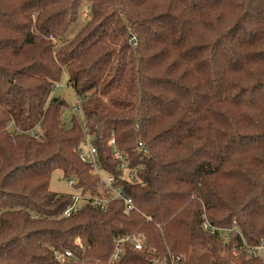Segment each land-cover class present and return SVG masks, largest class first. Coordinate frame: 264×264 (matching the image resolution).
I'll return each mask as SVG.
<instances>
[{"label": "trees", "instance_id": "1", "mask_svg": "<svg viewBox=\"0 0 264 264\" xmlns=\"http://www.w3.org/2000/svg\"><path fill=\"white\" fill-rule=\"evenodd\" d=\"M88 142L107 173L127 155L131 211L96 203ZM57 169L89 196L71 216ZM134 232L122 264H264L246 246L264 239V0H0V264H105Z\"/></svg>", "mask_w": 264, "mask_h": 264}, {"label": "built area", "instance_id": "2", "mask_svg": "<svg viewBox=\"0 0 264 264\" xmlns=\"http://www.w3.org/2000/svg\"><path fill=\"white\" fill-rule=\"evenodd\" d=\"M84 18H88V13H84ZM76 108H80L77 105ZM115 140L111 139L109 144H114ZM114 159L119 164V172L117 174L108 173L106 178L101 176L102 172H105L100 169L99 166V157L96 147L91 143H86V146L80 150V158L82 161L91 165L93 169V174H98L100 176L101 187H102V195L96 196L95 201L100 205L102 209H106L109 201L113 199H123L125 202V210L131 211L134 208V201L131 197L127 196L123 187L120 185H116L117 181L120 178L126 177L128 179L134 178V170L130 167V161L126 154L123 152L114 151L113 155ZM122 171L123 174L120 172ZM107 173V172H106ZM69 184L74 187V180L71 178L68 180ZM73 194L72 202L65 208L63 211V216H71L72 214L78 212L82 207L83 202L89 197L87 195L81 194L80 190ZM203 226L212 234L219 235L223 240L229 241L230 232L232 228L219 227L215 226L208 221L203 222ZM144 235L139 232L134 233H125L116 239L113 252L109 258V260L105 264H122V257L124 255L125 250L130 246L133 250H141L144 247ZM80 244V241H76ZM246 244L245 241H243ZM248 251L252 254L253 257H260L264 252V239L261 240L256 245H246ZM56 261L61 264L64 261L71 259L72 252L70 250H65L63 252L55 251L54 252Z\"/></svg>", "mask_w": 264, "mask_h": 264}, {"label": "rangeland", "instance_id": "3", "mask_svg": "<svg viewBox=\"0 0 264 264\" xmlns=\"http://www.w3.org/2000/svg\"><path fill=\"white\" fill-rule=\"evenodd\" d=\"M81 22L82 21H78L76 24L72 25L70 29L76 30ZM53 94L63 99L67 104L63 112V122L66 127L71 126L73 116H76L78 120H82V111L80 108H76L78 103L80 105V102L78 101L75 91L69 85L67 71L64 70L62 73L60 81L55 85ZM101 176L106 178L108 173L102 172ZM68 180L69 179L63 175V172L60 169L54 170L50 180V189L59 193H77L78 191L69 184ZM195 261L200 262V264H209L210 256L206 252H197L195 254Z\"/></svg>", "mask_w": 264, "mask_h": 264}]
</instances>
